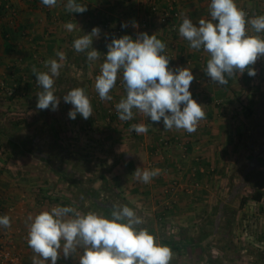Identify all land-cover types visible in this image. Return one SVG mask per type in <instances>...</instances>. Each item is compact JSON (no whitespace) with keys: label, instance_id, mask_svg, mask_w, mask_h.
<instances>
[{"label":"crops","instance_id":"1","mask_svg":"<svg viewBox=\"0 0 264 264\" xmlns=\"http://www.w3.org/2000/svg\"><path fill=\"white\" fill-rule=\"evenodd\" d=\"M77 2L86 5L87 11L84 13L67 12L64 7L67 0H58L57 6L54 8L44 6L41 0H11L12 5L17 10V15L19 14V20L16 26L13 24L10 25V22L5 21L6 14L1 11L0 6V75L1 77L3 75L2 79L5 80L6 78L4 76L10 71L8 65L14 59L13 55L20 53L28 56L31 54L29 48L25 49L19 44V38L21 37L18 35H20V32L21 34H24V32L28 33L30 40L33 39L36 43L30 49L39 47L40 49L33 50V52L38 53L42 57L46 56L48 60L54 55L57 56V52L64 53L65 46L63 45H66V34L76 39L84 34L91 33L94 27L100 29L99 38H94L92 44V47L100 52V59L95 61L97 64L95 65V62H89L87 60V53L84 52L82 58L85 59L83 62L85 64L87 63L85 69L88 71L84 72L83 79L72 76L66 81L68 83L57 82L55 83L56 85L54 84L55 87L62 84H69L70 87H80L82 84L91 82L89 77L91 74L89 73L94 72V70H100L98 63L104 61L103 57L108 51L107 45L113 38H121L124 35H129L133 39H136L140 33L146 32L149 35L156 34L157 38L166 44L167 52H165V55L171 58L169 67L172 69L178 67H188L191 69L194 80L189 90L192 98L203 106V110L206 113L204 120H206L207 126H200L199 124L197 131L192 134L182 129L176 130L175 128L165 131L163 120L160 122H152L150 117H145L143 114L134 111V118L127 121V126L130 127L134 123H144L149 128L147 134L133 132L134 137L136 135V138L133 139L137 140V142H133L136 143L134 148L138 152L134 162L139 165H152L154 166L153 169L158 168L161 159H166L165 163L173 167L179 160L188 169H190L191 165L196 164V168L199 170L196 173L200 176L195 178L192 174L186 181L197 180L201 181L202 184H207V179L205 178L206 173L202 168H206L205 171L207 172V166H211L218 172V175L214 173L213 180L211 181L214 183V187H217L222 181L220 177H230V174H233L234 170L238 167V171L235 174H240V178L234 177V180L238 179L239 184L234 182L228 196L234 200L237 199L236 197L240 188L244 185L249 186L245 183L248 180L244 178L252 177V181L255 179L254 175L259 174L260 180L257 181H260L262 186L260 191L262 192L261 200H263L264 57L259 58L252 66L256 71L255 76L260 77V80L255 81V76H249L247 71H245L243 74L238 73L232 77L228 85L221 86L210 81V78L203 71L206 68L208 54L203 50L195 51L191 49L188 41L182 38L178 32L179 25L185 16L197 24L201 18L209 19L208 5L210 4V0H176L179 19L175 30H171L168 26H162L158 22V14L153 13L150 9L152 0H77ZM157 2L161 4L162 0H158ZM236 2L245 10H249L251 17L264 14L263 2L258 3L251 0H236ZM160 4L158 5L161 6ZM144 19L147 21V25L142 29L139 23ZM68 22L76 24V29L73 32H68L64 28V24ZM134 22L138 27H133ZM119 23L126 25V27H124L120 35H113L111 31ZM5 32L11 35H17V40L9 41L6 44V41L2 39V35H5ZM70 48L73 49L74 56L81 54L74 50L73 42L70 44ZM58 62L61 63V60L58 59ZM45 70L42 67L41 71ZM59 72L61 71L59 70ZM30 73L32 74V72ZM94 79L92 78L93 82ZM118 79L121 78L118 77ZM254 82L259 83V85L256 84L257 86H255ZM240 87H253V90L247 89L248 91H244V94H239L237 91ZM123 96H125L124 88L118 89L112 94L111 101L113 102L111 103L116 105ZM241 99H243L246 105L244 110L237 112L239 110L237 109L236 112H232L231 109L233 106ZM104 104L108 105V103ZM97 111H93L91 119L94 120L101 117V115L97 114ZM105 119L108 118L106 117ZM246 120L248 121V126ZM99 133L104 134L105 132L103 133L100 130L99 132H94V135H99ZM111 133L112 135H119V132ZM125 134H122L123 137ZM161 135H167L166 137L169 139L168 147H164L165 145L162 144ZM245 137L247 138L246 142H244ZM250 139L255 140L249 142ZM257 143H260L259 148L256 146ZM15 149L17 154L11 155L9 154L10 149L0 143V216L8 215L11 218V227L9 229L0 227V235H3V229L10 232L9 234H5V236L3 235L0 238L3 239L0 241H3L15 253L20 254L23 262L31 264L33 252L28 247L26 239L28 231L27 217L29 214L35 215L47 208H45L46 205L39 204L42 201L36 199L39 197L38 193H36V198L34 199L36 203H28V201L24 200L23 196L30 195L27 190L30 189L31 183L30 180L27 182L17 173L19 169H22V172L24 171L23 165L20 164V159L23 158L24 151L21 146ZM184 151H186V154H184ZM148 155L151 161L147 162V164L146 160ZM197 155H202L199 157V162H197ZM38 180L39 178H34L32 181L35 183ZM31 194L33 193L31 192ZM193 196L192 198L197 199L198 192L193 194ZM203 198L209 200L211 196L205 195ZM199 201L206 203L205 199ZM201 212V216L206 223L207 219L205 218L208 216V213L204 210ZM233 225L229 226L230 233L228 232L229 234L225 236L226 238L223 234L221 235L219 233V230L224 228L220 222L219 224H200L202 228H195L198 231H202V233H199V237L196 236L197 238H191L193 234L191 235L189 232L187 236L183 235L182 227L191 230L190 226L185 225L173 228L176 233L172 237L169 235L166 237L160 233L159 235L157 234V239L172 249L173 256L170 264H178L179 262H176V258L180 259V261L185 259L183 263L186 262L187 264H189L188 261L204 264L205 262L211 261V258L218 263L235 264L238 261L236 260V258L238 259V244L237 239L232 236L231 231L237 228L236 232H238L239 227L237 224ZM180 232H182V235ZM217 236H223V238L219 240ZM246 240L252 243V238H247ZM183 247L191 248L192 252L196 248L200 254L197 257H194L191 253L184 254L183 250H181ZM217 251L220 254H217ZM79 255V251L67 259L61 255L57 264H79ZM250 256V254L243 255L246 259H250Z\"/></svg>","mask_w":264,"mask_h":264},{"label":"rangeland","instance_id":"2","mask_svg":"<svg viewBox=\"0 0 264 264\" xmlns=\"http://www.w3.org/2000/svg\"><path fill=\"white\" fill-rule=\"evenodd\" d=\"M1 11L7 16V12L2 8ZM6 16L5 21L16 26L19 14L15 18ZM26 34L28 33L21 34L20 32L18 35L21 37L19 44L25 49L29 48L31 54L28 56L20 53L13 55L14 59L8 65L10 71L4 76L6 79H2L3 75L2 77L0 75V81L3 80L6 87L14 89L11 96H7L3 88L0 89V143L10 149L9 154L11 155L17 154L15 148H19V146L23 148L24 154L20 159V164L23 165L24 171L19 169L17 173L27 182L30 180L31 183L30 189L27 190L30 195L23 196L25 201L36 203L34 199L38 193L39 197L36 199L42 201L39 202L40 205H46V210L57 205L71 206L82 214L97 211L103 212L105 215L110 213V208L112 209L114 204L127 205L143 217L144 224L142 226L148 228L156 237L160 233L166 237L167 235L172 237L176 233L173 228L188 225L191 230L182 227L183 235L187 236L189 232L191 235L193 234L191 238H197L202 231L195 228H202L200 224L209 225L220 222L224 228L219 230V233L225 237L230 233L229 226L237 224L238 232H236L237 228L233 230L235 232L231 231L238 244V259L236 258L238 261L235 264H264V199L256 200L252 197L253 192L262 187L260 181H257L260 180L259 174L254 175L255 179L252 181V177L244 178L248 180L245 183L249 186H242L235 200L228 195L234 182L239 184L238 179L234 180V177L240 178V174H235L238 171L237 165L235 170L233 168L235 175L231 173L230 177H220L222 181L217 187H214V183L211 181L214 173L218 175V172L211 166L208 167L209 169L207 168V172L206 168H202L206 173L207 184H202L197 180L186 181L192 174L195 177V173L199 170L196 168V164L191 165L190 169L186 168L180 160L173 167L165 163L166 159H161L158 164V168L161 167L160 175L154 177L148 184L138 181L133 174L137 168L151 170L154 166L147 163L151 161L149 155L146 160L148 165H139L134 162L138 153L134 148L136 143H133L137 142L136 139H133L136 138V135L135 137L133 135L134 131H130L131 126H127L128 122L118 118L115 104L111 103L113 101L100 100L95 90V79L93 82L92 78H95L100 70L90 72L91 75L88 74V76L91 82L82 84L84 87L80 86V88L85 89L93 111L98 110L97 114L101 117L94 120L90 117L85 120L77 114L75 119H70L68 113L72 110V105L64 102L63 96L77 87H70L69 84L55 87V83H68L66 81L72 76L83 79L84 72L88 70L85 69L87 63L85 64L83 62L85 59L82 58L84 53L73 55L70 44L74 37L66 34V45H63L65 46V59L61 60L62 66L59 75L53 77L54 94L59 98L58 108L55 111L51 108L40 110L37 108V94L41 88L37 84L32 67L35 66L39 71L44 67L45 71H48V68L45 67L47 57L33 52V50L40 49L39 47L30 49L36 43L33 39L30 40L29 34ZM16 37L17 35L7 32L2 35L6 44L9 41L17 40ZM49 59L58 61L59 57L54 55ZM101 63L103 62L98 63L99 68ZM97 71L98 73H96ZM26 72L29 74L27 75ZM254 80H260V77L255 76ZM254 84L255 86L259 85L256 82ZM254 84L252 85L254 86ZM123 88V86H115L110 95L112 96L118 89ZM247 89L253 90V87H240L237 92L244 94V91H248ZM104 103H108V105ZM245 106L241 99L231 111L236 112L237 109H239L237 112L243 111ZM106 117L108 119H105ZM246 124L248 126L247 120ZM200 126L207 125L205 123ZM100 130L105 133L94 135V132ZM111 132H119V135H112ZM122 134L125 136L123 137ZM166 136L161 135L160 138L169 140ZM121 138L122 140H120ZM246 139L245 137L244 142ZM252 140L255 139H250L249 142ZM11 143L16 144L17 147ZM168 145L164 147H168ZM256 146L259 148L260 143H257ZM30 149H34V152L39 151L36 154L46 158L32 156ZM197 156V162H199V157L202 155ZM227 171L229 170L227 169ZM34 178H39V180L33 183ZM197 192V199L192 198L193 194ZM205 195H210L211 198L209 200L203 198ZM203 199L206 200V203L199 201ZM242 208L243 210H241ZM203 210L208 213L205 218L207 219L206 223L201 216ZM3 231L4 236L10 233L4 229ZM182 232H180L181 235ZM3 235H0V238ZM223 236H217V238L220 240ZM247 238H252V243L247 241ZM181 250L184 254L191 253L194 257L200 254L196 248L194 252L187 247H183ZM217 254L220 253L217 251ZM244 254H250V259L244 258ZM183 260L185 259L180 261L176 258L178 264H187L183 263ZM213 260L211 258V261L204 264H223ZM188 263L200 264L189 261Z\"/></svg>","mask_w":264,"mask_h":264},{"label":"clouds","instance_id":"3","mask_svg":"<svg viewBox=\"0 0 264 264\" xmlns=\"http://www.w3.org/2000/svg\"><path fill=\"white\" fill-rule=\"evenodd\" d=\"M41 3L54 8L58 0ZM64 7L69 13L87 11V6L77 0H67ZM208 10L209 19L201 18L197 24L185 16L178 28L191 49L208 54L204 73L221 86L228 85L238 73L247 71L249 76H255L252 66L264 57V14L249 17L236 0H210ZM133 27L138 25L134 22ZM64 28L73 32L76 24L68 22ZM99 34L100 29L94 27L91 33L73 41L74 50L86 52L89 62L100 59V52L92 47ZM107 48L94 87L100 100L110 101L118 77L122 79L125 96L115 105L121 121L132 120L135 111L150 117L152 122L163 120L165 131L174 128L189 134L197 131L206 113L189 90L194 75L188 67H169L171 58L165 55L166 44L156 34L144 32L136 39L129 35L113 38ZM56 55L65 59L63 52ZM61 66L57 59H49L45 61L48 71L32 67L41 88L37 94L38 109L57 110L59 98L54 94L53 77L59 75ZM63 100L72 105L70 119L77 114L85 120L92 116L93 107L84 88L68 91ZM130 131L147 134L149 128L144 123H134ZM160 173L159 168H137L133 174L138 181L148 184ZM143 224V217L127 205L114 204L108 215L97 211L82 214L71 206L59 205L29 214L26 239L33 252L31 264H57L61 255L67 259L78 251L79 264H170L172 249ZM0 227H11L8 215L0 216Z\"/></svg>","mask_w":264,"mask_h":264},{"label":"built area","instance_id":"4","mask_svg":"<svg viewBox=\"0 0 264 264\" xmlns=\"http://www.w3.org/2000/svg\"><path fill=\"white\" fill-rule=\"evenodd\" d=\"M158 0H152V3L150 5V9L153 13L158 14V22L162 26H168L171 30H175L177 28V21L179 19V11L176 7V0H162L161 4L157 2ZM258 3L263 2L264 0H251ZM160 4L161 6H159ZM163 5V6H162ZM1 8L7 12V15H9L11 18L17 17V10L12 5L11 0H1L0 2ZM249 17H251V12L249 10H246ZM122 23L117 24L111 31L113 35H120L124 27H122ZM140 27L143 29L147 25V21L144 19L139 23ZM167 52V50H166ZM116 86L120 87L123 86L122 79H118ZM3 88V91L7 96H11L14 92V89L11 87H6L5 82L3 80L0 81V89ZM206 120L200 121L201 124H205ZM164 145L169 144L167 139H161ZM0 264H26L23 262L22 257L20 254L15 253L12 249L6 246L3 241H0Z\"/></svg>","mask_w":264,"mask_h":264},{"label":"trees","instance_id":"5","mask_svg":"<svg viewBox=\"0 0 264 264\" xmlns=\"http://www.w3.org/2000/svg\"><path fill=\"white\" fill-rule=\"evenodd\" d=\"M14 147H17V145L16 144H14V143H11ZM23 149V148H22ZM35 150L34 149H30V153L32 154V156H34V157H36V156H39L40 158H46L45 156H43V155H39V154H36V153H39V151L38 152H34ZM207 168H208V166H207ZM196 174V176H195V178L196 177H198V176H200L199 174H197V173H195ZM261 194H262V192L260 191V190H256V191H254L253 192V194H252V197L254 198V199H256V200H259L260 198H261ZM45 197V196H44ZM93 200V199H92ZM93 202H95L94 200H93ZM98 204V203H97ZM104 207V206H103ZM110 208V207H109ZM110 211H111V208H110Z\"/></svg>","mask_w":264,"mask_h":264}]
</instances>
